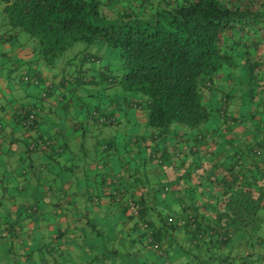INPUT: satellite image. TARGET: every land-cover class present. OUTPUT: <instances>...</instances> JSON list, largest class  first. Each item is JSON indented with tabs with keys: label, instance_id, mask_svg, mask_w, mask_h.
<instances>
[{
	"label": "crops",
	"instance_id": "crops-1",
	"mask_svg": "<svg viewBox=\"0 0 264 264\" xmlns=\"http://www.w3.org/2000/svg\"><path fill=\"white\" fill-rule=\"evenodd\" d=\"M16 39L14 32L0 33V264H188L182 261L184 256L218 264L207 260L209 254L226 256L221 264H239L242 258L263 264L264 215L259 216L257 229L252 225L234 229L232 240L221 247L192 248L180 228L166 233L160 254L143 246L125 199L137 203L144 199L153 208L148 218L154 227L159 224L158 211L180 216L175 177L182 169L176 168L186 163L195 167L199 158L204 160L199 171L208 178L212 157L206 149L212 147L214 135L197 142L198 149H205L195 158L187 141L193 132L184 128L175 126L172 138L163 143L153 141L137 100L119 97L116 91L102 113L98 105L91 106L97 117H114L110 124L98 122L88 108L84 112L79 98L82 92L93 96L95 86L105 83L106 69L85 74L81 83V72L58 64L46 66L36 60L33 45ZM261 98L258 114L263 120V93ZM248 102L241 111L252 108ZM227 110L241 117L237 107ZM28 113L33 120L24 124ZM215 120L203 126L204 131L220 124ZM232 129L236 140L252 141L248 130L238 124ZM258 129L256 139L263 141V121ZM34 140L48 146L29 149ZM155 147H167L172 160L156 161ZM161 188L164 193L154 194ZM245 228L253 233L250 239Z\"/></svg>",
	"mask_w": 264,
	"mask_h": 264
},
{
	"label": "trees",
	"instance_id": "trees-1",
	"mask_svg": "<svg viewBox=\"0 0 264 264\" xmlns=\"http://www.w3.org/2000/svg\"><path fill=\"white\" fill-rule=\"evenodd\" d=\"M0 3L7 24L13 31L28 33L34 42L36 60L46 66H54L56 58L77 41L102 42L113 49L119 60V73L113 76L105 68L104 79L137 100L145 126L154 135L153 141L163 143L172 138L175 126L184 128L193 132L187 141L195 158L197 151L205 149H198L197 142L206 135H214L212 147L206 149L212 157L208 162L205 160L212 172L208 178L199 171L204 161L199 158L195 167L186 163L176 168L182 169L175 177V186L180 185V189H175L177 201L183 204L177 205L180 216L158 211L155 216L159 224L154 227L148 218L152 207L144 199L139 204L125 199L128 211L137 205L136 216L129 212V217L135 220L134 227L143 246L160 254L166 233L180 228L192 248L221 247L232 240L234 229L259 227V216L264 215V203H260L264 196V140L256 138L259 122L264 123L258 114L264 94V0H0ZM79 60L81 65L97 58L85 53ZM223 68L229 69L228 74L234 70L239 88L244 90L252 107L240 113L242 118L228 113L231 92L217 88L219 76L230 82L229 76L220 72ZM74 70L81 72L80 68ZM86 79L84 74L78 77L81 83ZM104 119L103 124L114 121L112 116ZM213 119L220 120V124L204 131L203 126ZM236 124L250 132L252 141L236 140L237 133L232 129ZM38 141L30 142L28 148L48 146V142ZM166 148L153 150V158L159 163L163 159L172 160ZM158 192L164 190L157 189L154 194ZM14 230H18L17 226ZM244 231L250 239L252 231L250 234L246 228ZM260 243L264 247V239ZM245 259L239 264H261ZM207 260L218 264L227 261L226 256L211 254Z\"/></svg>",
	"mask_w": 264,
	"mask_h": 264
},
{
	"label": "rangeland",
	"instance_id": "rangeland-1",
	"mask_svg": "<svg viewBox=\"0 0 264 264\" xmlns=\"http://www.w3.org/2000/svg\"><path fill=\"white\" fill-rule=\"evenodd\" d=\"M6 32H14L16 33L17 41L18 43L25 41L29 47L31 45L34 46V42L32 39H30L27 32L22 30H15L13 31L12 28L7 24V16L2 12V4L0 3V33H6ZM85 53H89L93 56H96L97 60L95 62L93 61H83L80 65L79 58L82 57ZM77 56L75 59L72 60L74 56ZM67 60H71L70 63H66ZM6 62V61H4ZM17 63V62H15ZM15 63H12V65H15ZM56 66L61 65L64 70L72 71L74 68H80L82 74L92 75V73H95L98 69L101 68H108V73L112 74L113 76H116L119 73V60L114 52L113 49L108 48L104 43L102 42H96L92 44H87L85 42H74L72 45L67 47L60 56H58L54 63ZM226 68H223L220 72L223 75H228L230 82L227 81L228 79H218L219 88H222L223 92L229 93L231 92L232 96L229 97V101L227 102V109L235 110L237 107L236 114L242 113L244 108L246 109L247 101H246V94H244V90L239 88V78L234 73V70H230V74L227 73ZM231 76V78H230ZM227 78V76H225ZM222 83V84H220ZM103 88H109V92H104ZM112 91H116L118 96H124L126 95V98L132 97L130 94H125L122 89L118 85H109L108 82L105 81V83L100 84V86H95L93 96L88 97L85 92H82L83 95L80 96V100L84 103L83 110L85 112V109L88 108V110L92 111L91 106L98 105L99 113L102 111L105 103L107 102V98L110 96V93ZM106 95V96H105ZM112 95V94H111ZM78 102V101H77ZM233 105H231V104ZM236 105H235V104ZM235 105V106H234ZM247 105V106H246ZM101 112V113H102ZM217 122V120H215ZM220 121V120H219ZM130 212V211H129ZM193 257V256H192ZM189 258L188 256H184L183 262H187L188 264H201L198 263L194 257ZM209 264H212L211 262Z\"/></svg>",
	"mask_w": 264,
	"mask_h": 264
},
{
	"label": "built area",
	"instance_id": "built-area-1",
	"mask_svg": "<svg viewBox=\"0 0 264 264\" xmlns=\"http://www.w3.org/2000/svg\"><path fill=\"white\" fill-rule=\"evenodd\" d=\"M92 115H95L96 116V119H97L98 122H104L105 121L104 117H102V116H98L97 117L96 113H94V112L92 113ZM33 117H34V115L32 113H28L27 116L24 119V124H29L33 120ZM137 209H138L137 208V205L134 204V205L131 206V208L129 209V211H130V213L132 215L136 216ZM168 220H170V218ZM182 223H183V221H181V224ZM142 226L144 227L145 225L142 224ZM153 248H156V245L155 244H153Z\"/></svg>",
	"mask_w": 264,
	"mask_h": 264
}]
</instances>
